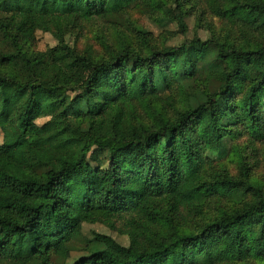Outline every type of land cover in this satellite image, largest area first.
<instances>
[{
	"label": "trees",
	"instance_id": "trees-1",
	"mask_svg": "<svg viewBox=\"0 0 264 264\" xmlns=\"http://www.w3.org/2000/svg\"><path fill=\"white\" fill-rule=\"evenodd\" d=\"M191 1L225 20L264 14V0ZM39 2L0 0V109L8 89L26 96L21 134L0 143V264L264 262V175L230 144L264 155V28L239 19L225 39L168 45L129 13L167 10L172 20L156 22L187 34L184 0ZM39 19L59 35L45 52L34 50ZM82 22L113 28L118 47L80 52ZM47 95L68 103L34 112ZM95 224L129 244L87 236Z\"/></svg>",
	"mask_w": 264,
	"mask_h": 264
},
{
	"label": "rangeland",
	"instance_id": "rangeland-1",
	"mask_svg": "<svg viewBox=\"0 0 264 264\" xmlns=\"http://www.w3.org/2000/svg\"><path fill=\"white\" fill-rule=\"evenodd\" d=\"M30 6H38L39 0H26ZM41 1V0H40ZM184 9L187 14V34H183L178 24L169 22L163 27L156 22V18L162 14L165 15L170 21L173 16L167 10H161L157 14H152L145 8H136L130 11L129 16L131 20L145 29L151 31L158 41H165L168 45H176L186 39H193L200 37L203 40L207 38H220L225 39L228 31L227 22H235L239 19L250 21V28L256 27L264 28V14L259 11H248L236 13L231 19L225 20L222 11L216 6H208L205 2H197L191 0H184ZM254 1V0H253ZM39 31L37 32V41L34 45V50L37 52H45L46 50L56 46L59 37L57 29L54 25H47L44 19L37 21ZM162 26V27H160ZM113 28H109L103 23H88L82 22L79 27L74 30L72 36V43L78 47L80 52H87L94 56L107 57L109 52L118 47L119 39L118 34L114 32ZM123 31V30H118ZM124 32V31H123ZM126 33V32H125ZM10 100L9 103L0 109V143L3 141V134L9 133L14 136H19L21 130L16 128L15 117L22 109V104L26 100V96L13 89H8ZM68 103L67 99H61L50 95L42 97L41 104L35 105L34 112L42 109L45 111H57L63 109ZM48 119L43 118L37 120L39 125L45 123ZM233 146H237L243 156L247 158V163L251 166L255 177L264 175V155L259 156L257 160L251 155V148H245L247 141L245 138H239L230 142ZM259 147H261L259 145ZM231 174L238 173V168L234 163L229 162L227 159L223 162ZM214 213V209L209 210V214ZM85 234L90 236L93 232L106 234L112 236L119 243L128 245L129 240L125 236H120L117 233L111 232L108 228L101 224L86 225ZM83 253L74 252L73 258H78ZM238 264H264V262L251 261L242 262Z\"/></svg>",
	"mask_w": 264,
	"mask_h": 264
}]
</instances>
